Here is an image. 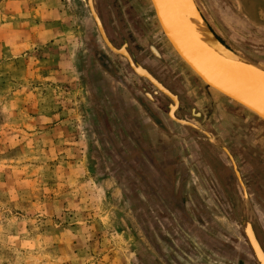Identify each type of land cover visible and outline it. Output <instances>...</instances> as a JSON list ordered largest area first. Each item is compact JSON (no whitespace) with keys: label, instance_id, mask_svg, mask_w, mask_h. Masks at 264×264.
Instances as JSON below:
<instances>
[{"label":"rangeland","instance_id":"374dc122","mask_svg":"<svg viewBox=\"0 0 264 264\" xmlns=\"http://www.w3.org/2000/svg\"><path fill=\"white\" fill-rule=\"evenodd\" d=\"M55 4L48 3L60 5L61 18L46 29L39 19L28 25L33 0L0 3V28L8 26L11 39L0 58V264H252L234 212L239 199L245 203L243 187L229 157L174 121L173 101L109 50L88 0ZM95 6L113 45L126 46L178 97L177 119L218 137L240 175L246 168L245 188L264 230V123L202 90L150 0ZM33 34L38 42L27 50ZM259 43L263 51L264 35ZM150 46L167 62L149 55ZM244 51L246 60L259 61ZM166 66L180 85L160 75ZM149 126L159 138H150ZM172 148L169 161L163 152ZM174 161L181 167L176 184L167 169Z\"/></svg>","mask_w":264,"mask_h":264},{"label":"water","instance_id":"95a60500","mask_svg":"<svg viewBox=\"0 0 264 264\" xmlns=\"http://www.w3.org/2000/svg\"><path fill=\"white\" fill-rule=\"evenodd\" d=\"M237 1L245 7V14L250 22L258 28L264 29V0ZM181 2L188 7V9H185V13L191 14V12H195L194 15L199 18V21H201L211 38L225 49H229L213 33L202 15L196 0H151L156 16L163 29L162 31L172 48L207 87L250 111L264 122V69L230 49L229 51L237 58V61L224 59L207 47L190 28L189 23H187L180 8ZM88 7L97 24L101 37L109 50L125 57L131 69L138 77L149 81L159 92L171 99L173 103L177 100L178 105L174 106V111H170V117L182 125L197 130L211 144L221 148L232 161L239 182L243 187L245 198V203L240 202L239 199L234 206L239 230L249 251V257L253 260L252 264H264V230L252 208L248 192L229 149L218 137L209 134L190 122L179 120L175 117V113L180 105L178 97L165 88L148 70L137 65L128 52L127 47L117 49L113 45L97 12L95 0H88ZM172 112L174 117L171 116ZM210 153V157L213 158L212 151Z\"/></svg>","mask_w":264,"mask_h":264},{"label":"flooded vegetation","instance_id":"af4514ba","mask_svg":"<svg viewBox=\"0 0 264 264\" xmlns=\"http://www.w3.org/2000/svg\"><path fill=\"white\" fill-rule=\"evenodd\" d=\"M197 3H198L200 11L203 14L205 20L209 24L210 28L212 29V31L216 35V37L221 41V43H223L231 51L239 54L240 56H242L244 58H246L244 50L250 51L255 56H257V58L259 60L258 62H257V60H255V61L250 60L251 63H253V64L264 69V50L261 51L262 48L259 47V45H261L259 43L260 38L264 35V33H263V31L257 29L255 26H253V24L250 22L249 18L245 14V10H244L245 7L243 5H241L236 0H203V1L197 0ZM124 47H126V46H124ZM147 50H149V52L152 53V54L149 53V55H154L157 58L160 57V60H163V61L165 60V62H167V59L165 57L159 55V52L157 51L155 46H150V47H148ZM115 55H118V54H115ZM144 57H148L147 53H145ZM132 59H133V57H132ZM141 68H143V67H141ZM160 75L161 76L163 75L168 80H169V78L173 79L175 81V84H177V85L181 84L180 80L182 78L180 77L179 73L176 71L172 72V70L170 68H168L167 66H166V68L162 67V70L160 71ZM202 90H204V91L205 90H212L214 93L220 95L218 92L214 91L213 89H210L205 84L203 85ZM175 105L176 104H173L171 111L173 110V108H175L174 107ZM239 108L244 109L241 106L236 104L235 111L240 112ZM179 109H180V106H179ZM173 116H174V114H173ZM254 116L259 121H261L256 115H254ZM175 117L178 118L176 113H175ZM179 120H181V119H179ZM137 137L141 140L142 144L143 143H144V145L148 144L147 139L145 137V132H138ZM203 155L206 159H208L209 162H211L212 157H210L211 153H210L209 148L204 147V154ZM175 162H174V164L177 165L178 161L176 163ZM213 164H215V163L213 162ZM245 169L246 168L244 166L240 167V172H241V175H242L244 182H246L245 186L249 189L251 187V184L245 178L248 175L247 174L248 172H246ZM217 174L219 175V177L221 179H224L225 174L223 173V171L217 172ZM208 214L209 213L207 211L204 215L206 216ZM239 258H240V260H244L246 263L249 262L248 255L244 251H240Z\"/></svg>","mask_w":264,"mask_h":264},{"label":"crops","instance_id":"0c3cea01","mask_svg":"<svg viewBox=\"0 0 264 264\" xmlns=\"http://www.w3.org/2000/svg\"><path fill=\"white\" fill-rule=\"evenodd\" d=\"M49 1L50 0H33L34 9L32 10V13L30 15V18H32V19L30 21H28V25L29 26L36 27L37 26V21L36 20L39 19L41 22H40V24H38V27H44V28L47 29V28L50 27L48 25V23H50L54 19H60L61 18L60 17L61 16L60 5H58L57 7H54L52 5L49 6L48 5ZM60 1L61 0H53V2H56L55 5H57V2H60ZM34 23H35V25H34ZM19 26H21V24ZM7 27L8 26L0 28V32H1V30H5V32L2 31L5 34L4 35V42L2 41V37L0 38V58L2 57V53H1L2 50H7L8 46H9V43L11 42L10 37L6 38L7 37L6 33H7V30H8ZM17 27H15V28H17ZM16 31L14 33L21 32V29L19 31L18 30H16ZM14 35H12V36H14ZM31 35L32 34H30V36ZM15 36H16V39H15L16 40L15 41V45H16V42L18 41V39H17L18 37H17V34ZM24 36H27V35H24ZM30 36L26 38V41L28 42V49L27 50H32V46L33 47L36 46V44H33V43H37L38 42L37 36L35 34H33L32 37H30ZM30 38H34V39H30ZM19 39H21V33L19 34ZM12 46H13L12 54L14 55V50H15L16 47L13 44H12ZM149 128H150L149 130L151 131V134H150L151 137L150 138H152V137L159 138V135H157L159 133L157 131L153 130L152 126H149ZM175 149L176 148L167 149V151L163 152L164 154L168 155L167 159H169V161L173 160L172 158L174 157L173 155H175V151H174ZM167 169L169 170V174L172 175L171 177H169V179L173 180V183L176 184V182H178L179 177H180L179 176L180 174H179L178 171L181 170V167H178V165L174 164V165H171V167H169ZM164 177H165V179L168 178L165 175H164Z\"/></svg>","mask_w":264,"mask_h":264},{"label":"bare ground","instance_id":"6f19581e","mask_svg":"<svg viewBox=\"0 0 264 264\" xmlns=\"http://www.w3.org/2000/svg\"><path fill=\"white\" fill-rule=\"evenodd\" d=\"M180 6H181L180 8L182 10V13H183L184 17L187 20V23H189L190 28L195 32V34L197 35V37L199 39H201L202 42L207 47H209L212 51L216 52L219 56H221L224 59H229V60L237 61V58L229 51V49H225L224 47H222L221 45H219L217 42H215L211 38V36L207 32V30L205 29V27L203 26V24L201 23V21H199V18L194 15L195 12H191V14H187V13H185V9H188V7H186V5L183 2H181ZM157 20L159 22V19L158 18H157ZM159 25L161 27L160 22H159ZM161 29H162V27H161ZM174 103L176 105H178L177 100H175ZM174 110H175V108H173L172 111H174ZM171 116L174 117L173 116V112L171 113Z\"/></svg>","mask_w":264,"mask_h":264},{"label":"trees","instance_id":"16d2710c","mask_svg":"<svg viewBox=\"0 0 264 264\" xmlns=\"http://www.w3.org/2000/svg\"><path fill=\"white\" fill-rule=\"evenodd\" d=\"M3 0H0V3L2 2Z\"/></svg>","mask_w":264,"mask_h":264}]
</instances>
